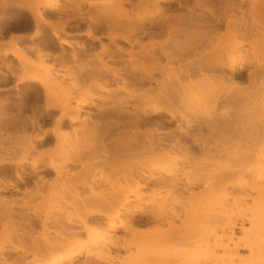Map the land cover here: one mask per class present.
<instances>
[{"label":"bare ground","instance_id":"1","mask_svg":"<svg viewBox=\"0 0 264 264\" xmlns=\"http://www.w3.org/2000/svg\"><path fill=\"white\" fill-rule=\"evenodd\" d=\"M181 1L182 0L180 1L179 0H137V1L136 0H101L97 2V4L100 5V8L95 7L94 2H89L88 4L89 12L87 11L86 15L87 17H89L88 15H90L91 13L97 14L96 20L105 22L104 25L106 26V32H108V38L112 41V43L116 40V38H119L118 40L121 39L122 41H124V43H127V45L130 46L129 47L130 50H128L126 53V56L128 58V61L127 59L125 61V64L127 63L126 75L130 76L129 75L130 71L135 72L133 75L139 74L140 75L139 82L141 84H144L148 79V77L154 75V73L157 71L156 70L157 68L161 72L165 71L166 68L157 66V64L155 63L156 59L153 57V55H151L146 45L142 44L143 50L141 51V53L136 54L133 52V44L135 43L134 41L135 38L133 40L134 43H131V39L133 37H137L140 34L143 35V37L146 36L151 37L152 35L150 36L149 34L147 35L148 32L146 33L145 23L147 20L144 17V15L141 14L142 12L140 13L139 11H137L135 13L136 15L133 16L131 14V11H127L125 7L134 6L136 9H141V8H147L149 6H155L156 7L155 11L153 12V14L149 16L152 17L154 15H159V17L161 18L162 9L160 8H163V4L169 8L172 4L179 5ZM184 3H185L184 6L188 5V3L186 4V2ZM79 4L78 7L76 5L75 8L76 12L74 13L76 15L81 14V10H80L81 8H79L80 7ZM217 4H218V8H217L218 10L216 12L217 14L215 15L213 11H211L213 16L212 18L217 20L215 21L214 24L216 23L217 24L214 25V27H212L213 24H210L212 23L211 21L208 23V26L210 24L211 27L209 26V28L207 29L206 27H204L205 24L207 26L205 16L204 14H202L201 17H199L200 18L199 22L201 23L202 29L205 28L206 29L203 30L201 33H191L187 31L189 26L195 25V21L191 19L192 17L191 18L186 17L188 16V14L185 17L183 15H180V17H178L177 15L173 17L172 16L174 14L173 13L172 15L169 14L172 17L168 18L167 16H164L163 18L166 17L169 20H171L172 18L173 21H179L181 25L183 24L182 29H180L181 28L180 26H179L180 28L178 26L177 28L176 27L173 28L174 25L171 26V24L166 26V30L169 31L167 36H172L173 33L174 35L173 39H175L178 46L182 48L181 49L183 50L182 53L188 51L190 45L196 41L206 40V42H210L211 39H214V41L216 39L215 45L212 46V55L215 54L216 56L215 57L210 55L208 56V54L211 51L209 52L207 51L208 52L207 56L210 59L209 62L205 64L206 69L207 68L208 70L214 69L216 70L217 73L219 72L221 74L223 71L225 72L227 70L230 71L231 74L234 75V77L236 78H241L244 76L245 72L247 73L246 75L248 82L246 81L247 85L243 90L244 93L241 94L243 98H245V101L242 100L243 102H245V104L244 105L242 104L243 106L240 107L241 109L240 108L236 109L237 115L238 114L241 115V113H243L246 117V130L243 131L241 135L238 136L236 135L234 139L231 137L232 147L231 146L230 147L231 148L234 147L233 150L231 152H226V150L224 151L225 154L222 155L223 157H225V160H222L220 158L221 156V154H219L220 152L218 154L215 152L216 154L214 157L207 155L208 153L206 154L204 153L205 155L203 154L202 157L192 158L187 153L188 147L187 149L186 146L184 148L181 147L180 142L183 143L185 142L183 139L182 140L174 139V141L171 144H168L159 138H158L159 140L157 139L155 140L154 138H152L153 135L155 136L157 135V137L158 135L161 136L160 133L162 129L160 125L159 126L157 125V122L156 123L154 122L153 124H152L153 121H151V123L148 122L149 121L148 118L157 119L163 112L169 114L172 118L177 115L183 118L185 115H183V113H181L179 109H176V107L170 105L169 103L170 101L168 102L169 104L167 103L168 100L167 98L169 97L167 94H165L167 95L165 96L163 94L164 92L163 93L162 91L159 92V90L158 91L152 90L150 92V91H145V89L143 88L144 89V90L142 89L143 91L141 90L139 91V93H136V91L135 92L133 91V89L135 88L133 89L128 88L132 86L131 84L130 85L127 84L129 83V81L128 82L123 81L124 79H122L123 82H122V87L120 89H119V85L117 90L113 89L114 86L113 88L111 87L113 90H116L115 92L112 90L113 95L114 94L116 95L112 97L116 98V101H118L116 102L118 103L117 106L111 105V107L110 106L106 107L105 105L104 106L102 105L103 108L102 107H101L102 109L100 108V115L105 118L111 119L110 129L111 127L113 129L116 126L118 127L117 129H120L119 127H121L124 132V135L125 134L128 135L126 140L124 139L126 137H124L123 134L121 135L123 142L119 138L121 140V143H125V145L122 144V149L124 146H126L127 148L124 147L125 150L138 149V152L134 153L136 154V156L135 158H133V160L128 158L131 160V162L128 160V162H130V164L128 163L129 167L131 166L130 168L122 167L118 169L115 166L114 167L112 166L113 167L112 170L108 169L105 173L103 170L100 169L101 170L100 172L102 171L103 172L101 173L102 174L101 180L100 182L97 183V185L103 182L114 184L113 179L111 177L109 178L108 174L109 173L112 174L116 172L122 176L128 174L129 175L128 177H130L131 175L133 182L135 183V188L130 189L124 186L116 190L115 193L112 195V197L110 196L114 200V203L115 201L117 202V208L114 209L112 213L100 210L98 208L101 204L100 200L98 199L101 193L92 191L93 194L88 195L87 196L88 198L86 197L87 199H85V202L83 203V207H84L83 210H85L84 217H79L77 215L74 216L69 215L68 216L69 219L66 217L67 218L66 221H65L66 218L63 219L64 221H60L59 220L60 218H58L59 221H56L55 224L53 225V228H55L54 231L56 233L55 234L56 237L66 240L67 237L71 238L70 236L75 237V235L80 234L79 231L72 232L74 231L72 229L70 230V232L66 231L65 235L61 234V232H56L59 229L65 230L64 229L65 227L67 229L70 228L67 226V224L82 225L87 236L91 237L94 235L96 231L95 230L96 227L100 225L101 219L99 217H103L105 219V221L109 225L110 230L111 229L112 231L115 230V225L113 221L114 219H118L119 215L121 214V210L125 209L124 206L129 205L133 201V199H131L130 196H133L135 201H137V199L142 195L140 191L144 188H147V186L150 185L153 196L157 194L158 190L162 189L164 191H167L166 197H168L171 201L167 208L164 205L161 206L156 205L155 208H153V210L146 212L145 214L146 216H144L143 214L145 213L143 212V208L137 207L133 210L125 209L128 216L131 218L129 221H131L132 217L135 216L136 214H140V218L137 220V224L138 225L151 224L153 225V229L152 231L147 230L149 231L147 233H143V232L141 233L140 231H137L136 228L132 229V232L135 233L133 237L136 236L135 240H133V244H134L133 246L136 248V255L135 257H128L126 259H123L120 264H174L183 261L185 262L186 257L183 258V256L188 254L186 253V251L183 252L182 250H178L179 248L174 249V246L171 248L167 247L168 249L167 248L163 249L162 248L163 246L162 244H160V242L161 243L165 242L173 245V243L174 244L181 243L183 241H186L187 238H191V237L192 238L194 237L193 239L196 241V243H200L202 246V248H200L201 250L199 249V252L196 251L197 253L195 257H194L195 253L194 254L192 253L191 256H193L195 259L190 258L188 260L190 261L191 264L194 263L195 264L197 263L198 264H264V156H262L264 152V82H263L264 81V0H217ZM41 7L45 9L47 12H42L33 9L26 11L29 20V21L27 20L28 22L26 23L30 24V26L33 25L34 27L33 34L29 36V40H32L34 37L42 36V34L46 35L45 38L48 37V39H50L49 31H52L53 35L55 36H57L59 32H64L62 27H60L58 24H54L53 22L51 23V21L47 20L46 18V15H49L47 17H51L52 12H54L53 10L56 9L54 3L48 1L42 4ZM90 9L93 12H90L91 11ZM211 12L209 15H211ZM191 16H194V14L192 15L191 13ZM175 17L177 19H174ZM163 18L161 19L162 21ZM166 18L164 19L165 20L164 23L167 21ZM88 19L90 22L92 21L94 22L93 19L95 18H92V16L90 15ZM157 21L158 20H156V22ZM92 24L93 23H91V25ZM86 34L87 36H90V38H92L90 30H87ZM160 35L161 34H159V36ZM21 37L15 34V35H11L7 42L0 41V46L2 49L0 52V56H3L4 58L11 56L12 59L17 62L16 67L20 69L19 75L15 73L13 68L12 71L10 70L11 69L10 65H6L5 67L8 69V71L9 70L11 71V76L16 78L17 85L25 84L27 88L31 89L30 91L33 99L32 103L34 104L31 110L35 109V106L38 102V98L44 97L43 99L45 106L44 118L46 120H51V121L52 118H55V120L52 128L46 127L42 129V127L45 126L43 124L44 122L42 124H37L33 121V119H31L30 126L33 132L30 134L28 131L29 129L28 124L24 120H21L23 118L21 119L19 118L21 115H23L24 104L17 103L15 105V112L12 114L10 112L11 108L8 107V105H6L7 109L3 108L4 107L3 104L7 103V100H5L6 102H3V104L0 105L1 108H3V110L5 111L0 113V177L5 173L7 172L10 173L12 172V170H14L16 179L23 181V178L26 177L27 182H29L30 180H31L30 182L33 181L32 184L34 185V188L37 191L36 193L40 194L39 191L42 190L43 186H39V184H41V182L44 183L43 180L44 175H50L53 173L55 177L54 181L52 182V185H50L48 194L44 196L46 197L44 199V202H42L43 204L44 203L46 205L48 204V206L52 208L55 203L54 199L59 195L58 188L62 183L68 182L67 185H69V187L71 188L86 187L89 190L91 189V187L94 188L96 185V181H95L96 170H90L91 167L87 169L86 167L88 165L87 166L84 165L86 167H84L82 170L78 172H73L69 179H65L66 180L65 182H63L62 180V176H65L66 174L65 172L67 170L66 171L62 170L60 167L64 163L73 160L71 157H73L74 160L79 159L77 158L78 152L76 150L77 138L72 142L73 145L70 143L71 147H69V150H71L70 152L73 151L74 153L73 156L70 155L69 153H66L65 157L62 156L65 150L61 148L62 146H64L65 138L68 136L67 134H63V129L64 130L67 129L66 128L67 125L65 126L66 124L65 120L68 119L71 122H76L80 117L81 111H83L84 108H91L93 105L97 104V102L96 103L93 102L92 97L98 98V95L97 96L95 94L93 95L90 89H87L88 87H86V89L80 90L75 93H78L79 97H82L80 96L81 94L82 95L86 94V98L88 99L82 98V100L84 99L83 102L80 103L76 102V105L71 107V103H72L71 98L72 97L74 98L75 94L73 95V93L70 92V86L62 87V82H61L62 78L58 79L54 74L51 73V70L54 69V64L53 61L52 63H49L50 61L48 62L50 57L49 51L45 52L42 50V48L35 47V45L30 47L28 46L20 47L17 45L16 42L17 41L18 43L21 42L19 40V38L21 39ZM136 40L138 41L137 38ZM224 40L226 42H223ZM244 46H247L248 49H244ZM152 47L153 46L151 45L149 48L152 49ZM122 50L123 49L120 48L121 52ZM179 50L180 49L178 48V51ZM221 51L224 52L225 56L221 55ZM120 56L122 57L123 55L120 54ZM120 59L121 61L125 60L123 58ZM136 59L140 61V64L134 63ZM180 59L182 58L176 60H180ZM202 59L200 56V58H192L187 60L185 59L186 61V62L184 61L185 63L181 62L183 60H181L180 63L178 61L179 65H177L178 66L177 69L179 70L185 69V71L180 70L179 72L181 71L186 72L192 69H194L195 71V68L196 69L198 68L197 70L202 71L200 67H202V69L205 67ZM95 60H97L102 64L101 70H105V71L111 70L112 72H114V75L117 76L119 75L118 71L120 69L117 68L118 70L116 71L117 72L116 73L114 71L116 69L109 68L106 62H103L102 53L100 54L96 53ZM174 61L173 58L170 59L169 62L170 65L166 70H170V69L172 70ZM41 63L45 65L41 67L40 65ZM62 65L60 66V69ZM126 65L124 67H126ZM201 65H203L204 67ZM251 67L253 68L251 69ZM84 69L87 72L88 71L92 72L94 69L93 61L89 60L88 64L84 67ZM124 71L125 69L123 70V72ZM98 72L99 70L96 73ZM119 77L120 76H118V78ZM160 80L157 81L154 80L157 83V85H159V88L163 84L162 82L163 80L162 79ZM188 84L189 83H187V85ZM191 85H193V83ZM56 86L64 90L66 95L59 97L58 102H52V100L56 97V93L55 91L52 90V88ZM103 89L107 90L106 88ZM181 93L182 95H180L179 97L181 103L184 105L183 107L184 112L195 114L196 111L201 110L203 115L208 116L210 110L207 106L208 104L206 105L205 103L207 98L204 97L205 95L202 94L200 90L198 89L193 90L192 88H189L187 89V92L185 91ZM118 94L120 95L118 96L119 99L117 97ZM241 95H239V97ZM129 107H131L132 110H129ZM55 111L56 113H54ZM84 111L87 114L91 113L90 110H84ZM235 126L233 127L238 128L237 125ZM60 130H62V132ZM76 131L77 130L75 129L74 137H76ZM107 132L109 131L107 130ZM120 134L121 133L119 132V135ZM51 137L54 138L56 143V144L54 143L55 149L52 152V155L56 154L59 161L51 162L50 160V162L48 161L45 163L42 158L44 157V155L42 156V153L40 156H35V157H33L30 154V152L38 151V148L40 147L49 146L52 139ZM5 142H8V144L10 145H12L11 143H13L12 145L13 148L11 149L9 145H5ZM240 148H245V149L239 152L241 150ZM19 150L21 152H19ZM61 150H63V152ZM178 150L181 151L183 150L184 154L180 155L181 153H177L179 152ZM123 154L127 156L132 155V153L130 154L127 151L124 152ZM137 155H140L141 157H137ZM188 162H192L194 165L193 167H196L197 171L196 169H195L196 172L193 169L192 171L194 172L186 170L182 173V178L181 176L180 178H178L177 174L175 173L176 171L175 168L178 167V165H182V166L183 164L186 165V163ZM207 166H209V168ZM28 170L30 171L29 175L27 174ZM40 172L44 173V175L43 174L40 175ZM4 177L6 178V176ZM198 184H202L203 185L202 187H204V189L206 190H209L211 193V198L213 199H210L209 202H207L208 207L210 201L212 200L215 201L217 199V201L219 200L218 202L223 204V202L226 201L225 199L233 194H242L244 195L245 199L252 198L253 199L252 202H254L253 203L254 205H252L251 207L252 210H250L249 208L248 212L250 213V216H248L247 218L246 214L244 213L243 215L247 219H241L240 221L241 223L237 224V220H238L237 218L239 217L236 215L237 218L235 219L231 218V216L233 215L235 216L236 210L234 213L230 210L231 212L229 211L230 213L227 214L228 216H224V215L222 216L223 213L222 211L217 212L214 209L212 210V208L210 207L209 208L206 207V210L207 208L209 210L206 211L204 209L205 207H203V208H199L197 211L201 215V220H202L201 223H198L199 227L195 228L193 224V227L195 229L192 226L191 227L195 231L190 234L179 232L181 227L177 228L175 226V220L176 217H178V211L176 210V206H180V207L183 206L184 210L182 208L181 210L185 211V213H187L186 215H188L191 208H189V212H188V210L183 204L185 203V201L187 203L189 202L190 204L191 202L195 201L196 198L197 200L200 198L199 196L196 195L197 193H194L192 191V188ZM7 187L8 186L3 185L0 188V191H10L8 189L9 187L8 188ZM15 188H16L15 190L13 189L14 191L18 190L16 186ZM28 191L30 190H25L23 192L24 195L30 194L28 193ZM51 192H54V196H51ZM36 193L33 194L36 196L37 195ZM214 194L216 199L212 197ZM31 196H33L32 193L30 194L29 197ZM110 197H106L109 198V200H105V197L104 199H102L104 200V204L105 203L107 204V202L108 203L112 202L110 201L111 199ZM201 201L203 202V200ZM16 203L14 199L7 202L1 198L0 207L2 206L1 209L2 208L4 209V210L2 209L3 213L1 216L3 217L1 220L5 224L9 222H13V223L16 222L15 224L18 223V225H21L22 228L29 227L30 229L34 228L36 225L39 224L38 222L41 221L40 227H42L41 232L44 235L43 238L44 241L39 243L36 237H33L31 234L29 235L27 233H20L19 231L16 232L14 238L12 236L7 237V242L10 243L9 245H11L10 246L11 248L9 247L7 248L5 244L3 245L2 241L0 240V264H26L24 258H25V254L27 253H29L32 256V260H33L32 262L35 264H40L39 262L40 261L42 262V260L44 259L47 260L49 259V261H46V263L44 264H63L65 263V261H68L73 256L79 254L78 250H76L75 248L69 249L68 245L65 246L59 242L58 243L55 242L54 244H50L49 242H47L45 236L49 232L48 228H46V223H49L48 218L45 217L43 218V220L41 219L38 221L39 215L35 213L38 208L36 209L35 207V212L30 213L29 210L28 212L25 211V209L27 210L30 208L29 204L26 201L23 202L22 205L19 204L15 205ZM220 203L218 204L222 207V204ZM15 208L16 211L14 210ZM19 208L23 209L25 212L21 210H17ZM51 208H49L48 210L46 209L47 216L52 214ZM195 210L196 209H194V211ZM211 212L213 213L211 214ZM198 213L196 217L199 219ZM93 216H96V218L93 219V223L91 222L92 224H90V222H88V219L89 218L92 219ZM74 219L76 220L73 221ZM163 223H168L169 225L166 231H164L162 228ZM244 223L247 226H245ZM119 226L126 229L124 222L120 221ZM235 228L239 229V235L235 234L234 232ZM137 234L145 235L148 238L137 237ZM11 238H13L14 240H12ZM91 244H95V241L92 240ZM131 244L132 243L129 242L127 244L118 245V243L116 242V243H112L111 245H113L115 248L119 247L121 249H128L131 246ZM159 244L162 247H160ZM198 248H196V250H198ZM103 249H105L104 252L102 251ZM193 251H189V256L191 254L190 252ZM240 251H243L244 253H240ZM17 252H20V254L19 253L17 254ZM198 253L202 254L201 257L199 256L200 258L199 257L196 258ZM91 256L95 258L98 264L100 263L114 264L113 258L110 255L108 247L105 246L102 247L100 252H97Z\"/></svg>","mask_w":264,"mask_h":264},{"label":"rangeland","instance_id":"2","mask_svg":"<svg viewBox=\"0 0 264 264\" xmlns=\"http://www.w3.org/2000/svg\"><path fill=\"white\" fill-rule=\"evenodd\" d=\"M48 1L53 2L54 5H55V8L58 10V12H60V16L61 17L58 18L57 21H59V22H67L68 20L71 19V17H72V20H74L73 16H71V17L69 16V13H70L69 11H71L69 8L75 9L76 5L78 7V4L82 3V4H79V6H81L82 11L83 12H86V11L89 12V5H88L89 2H94L95 3L94 6L97 7V8H100V5L97 4V2H99L101 0H74V1L73 0H4V1L0 0V41L1 42H7L11 35H15L16 34L17 36H20V37L22 36L21 39L19 38V40L22 43L21 42L18 43V41L16 42L18 46H20V47L21 46L30 47V46H34L35 45V47L42 48V50L45 51V52H48V51L50 52L51 51V40L48 39V37L45 38L46 35L42 34V36L34 37L32 40H29V36L31 34H33L34 27H33V25L30 26V24L26 23V22L29 21L26 11L30 10V9H33V10H38V11H42V12H47L45 9H43L41 7V5L44 4L45 2H48ZM2 4H4V5H2ZM125 9L127 11H131V14L133 16L136 15L135 13L137 11H139L140 13L142 12L141 14H143L144 17L146 18V20H147L146 22H148V21L151 22L153 20L160 19L159 15H154L152 17L149 16V15L153 14V12L155 11V9H156L155 6H152V7L149 6L147 8H141V9H136L134 6H132V7H125ZM90 12H93V11L91 10ZM84 15L85 14L83 13L84 19L88 20L87 15L86 16H84ZM90 15L92 16V18H96L97 17V14L91 13ZM90 15H88V16L90 17ZM47 16H49V15H46V18H47V20L51 21V23L55 20L52 17H47ZM25 25H27V26H25ZM145 25H146V23H145ZM42 28H45V27H42ZM46 34H48V33H46ZM123 34H124V32H123ZM49 35H50V31H49ZM223 42H226V41L224 40ZM142 44L146 45V47H147V49L149 50L150 53L152 52V49L150 50V48H149L150 45L148 43H139L136 50H134L135 47H133V51L136 54L141 53V51L143 50ZM154 46H155V42H154ZM244 48H246V46H244ZM1 50L2 49H1V46H0V52H1ZM211 53H212V49H211ZM91 58L94 59V56L91 57ZM58 59H57V61H58ZM59 60L60 61L56 65L54 60L51 58V55H50L48 62L50 61L49 63H52V61H53L54 67L55 66H59L60 67L63 64L61 69H60V71H55L54 69H52L51 70L52 74L57 73V72H61V71H71V70H73V68H75V67L71 66L72 62H69L64 56H60ZM85 63L78 65L79 68L81 69V66H83ZM134 63L140 64V61L138 59H136ZM155 63L157 64V66L164 67V68L168 69L169 62H165L164 64H161V63H158V62L155 61ZM106 64L108 65V62H106ZM6 65H10L11 66V69H10L11 71H12V68H13L16 74H18V75L20 74V69L18 67H16L17 66V62L15 60H13L11 56H8L7 58H4L3 56H0V89H3L6 85L11 84V82H9V81L6 84L3 83L4 82L3 80L6 79L5 78L6 76H4V75L8 76L10 74L9 76H11V71L10 70L8 71V69L5 67ZM40 65H41V67H43L45 64L41 63ZM99 66L101 68L102 64L99 63ZM174 66H176V67H174ZM252 68L253 67H251V69ZM166 69L163 72H161L158 68L156 69L157 71L155 72L154 76H155V78L157 80H160V79L163 78L162 79L163 80V86L159 88V86L157 85L156 82H152V85H151L152 86L151 87L152 90H154V91L159 90V91L163 92L169 86L177 87L180 84L173 77L174 74L177 75V73H178L177 65L174 64L172 66V70L171 69L170 70H166ZM57 78L58 79L62 78L61 79L62 80L61 81L62 82V87L70 86V92L73 93V95L75 94V96H77L78 99H79L78 93H75L74 90H72V89H76V88H74L69 82H67L66 77L63 76V77L60 78V77L57 76ZM8 79H11L12 81H14V85L15 86L13 85V82H12V86L8 89V92H5V91L3 92L2 90H0V105L3 104V102H6L5 100H7V98L4 97V94H7V93L8 94H21V92H24V93H27V94H31V91H30L31 89L27 88L25 84H21V85L20 84H18V85L16 84V78L15 77L11 76ZM179 81H182V78L179 77ZM224 84L229 85L228 83H224ZM102 86H104V85H102V84H100L99 86L95 85L90 90L93 95L94 94L96 96L98 95V98L92 97L93 98V102L95 101V102L98 103V105H93V106H95V107L97 106L98 108L97 107L96 108L99 109V110H100L101 107L103 108L104 105L106 107H109V106L111 107V105L112 106H115V105L117 106L118 103H116V102H118V101H116V98H113L114 96H116L115 94L113 95V92H112L113 89H110L109 86H106L107 90H105V89H103L104 87H102ZM86 87H88L87 89H90L91 86H86ZM209 87L212 88V86H209ZM14 88H17L18 90H15ZM144 88H146V87H144ZM213 88H214V90H213V92L211 91L212 93L210 94V97H207V103L209 105V110H210L208 116H212V114H214V108L211 105L212 98L214 96L218 97L220 95V93H222L223 89L227 90V94H230L232 92V89H228L229 87H227V86H222L221 83H219L217 81L214 82ZM52 90L55 91V93H56V97L52 100V102H58L59 101V97H62L64 95H66L64 90L58 88L57 86L53 87ZM78 91H80V90H78ZM78 91H76V92H78ZM172 95H174L175 97L172 96ZM75 96H74V98L73 97L71 98V101H72L71 107L76 105V104H73V101H76V102L80 103L79 101H77V99H76L77 97H75ZM80 96H82V97H80V99L81 98H86V94H84V95L81 94ZM118 96H120V95L118 94L117 97ZM168 96L171 97L170 98V102L180 109V104H178V100H177V94H170L169 93ZM110 97H112V98H110ZM10 99L12 101H21V100H19V96L11 97V95H10ZM43 99H44V97L41 98V107L39 108V110H31V112H30V110L24 109L23 114H27V115L30 114V116L32 115V117H34L36 115H39L42 118H44L45 106H44ZM86 99H88V98H86ZM118 99H119V97H118ZM83 100H82V102H83ZM242 100L245 101V98L244 99L238 98L235 103L231 102L227 107L220 108V109H218L216 111L217 115H220L219 112L221 113L223 111L225 113V115H222V117H227V121H226V124H223V125L219 126L220 129L218 130V134L216 136V147H215V149L212 152H209L207 155H210V156L214 157L216 153L218 154L220 152L219 153V154H221L220 158L222 160H225V157H223V155H222V154H225L224 151L226 150V152H231L233 150V148H234V147L233 148L230 147L231 146V137H233V139H234V137L236 135L238 136V133L240 134V132H243V131L246 130V117H245V115L243 113H241V115L240 114H238V115L236 114V111H237L236 109H239L240 107H242L245 104V102H243ZM21 103L24 104L23 102H21ZM28 103L30 104V102H28ZM3 105H4V107H3L4 109H7L6 105H8V107H9L8 103H5ZM38 105H40V102H39ZM3 108H1V106H0V110H1L0 113L4 111ZM36 109H38V108H36ZM90 109L94 110L93 108H84L83 111L84 110H90ZM129 110H132V108L129 107ZM198 110H200V109H198ZM10 112H11V114L14 113L15 112V108H11ZM81 113H82V111H81ZM195 115L205 116V115H203L201 110L200 111H196L194 116ZM81 116H83V115L81 114L80 117ZM22 117H24V115H21L19 118H22ZM231 119L238 120V125H237L238 128L232 127L233 131H232V128H231V122H230ZM50 126H51V124H48V125L42 127V129H44L46 127L49 128ZM50 128H52V127H50ZM60 131L62 132V130H60ZM81 132H83V135L80 134V132H78L77 136L74 137V134H71L70 130H67V129L64 130L63 129V134H67L68 136L65 138L64 146H62V148H61V149L65 150L64 152H63V150H61L63 152V155L61 154L62 156L65 157L66 153H69L70 155L73 156L74 153H73V151L70 152L71 150H69V147H71L70 143L73 145L72 142L76 138H77V141H76L77 149L76 150L78 152V157L77 158H80V156L87 155V152L90 151L92 140H91L90 136L88 135V130H82ZM108 141L110 142V140H107L106 144H108ZM217 141H220V142H217ZM217 143H220V144H217ZM222 143H224V144H222ZM11 144L13 145V143H11ZM5 145H9V147L11 149L13 148V146L8 144V142H5ZM46 147H40V148H38V151L30 152V154L33 157H35V156H40L41 153H42V156L44 155V157H42V158H43V161L45 163L48 162V161L50 162V160H51V162L52 161L53 162L54 161H59V159L56 156V154L52 155V152L55 149V147H53V144H50L49 146H46ZM240 149L241 150L239 152L243 151V149H245V148H240ZM19 152H21V151L19 150ZM127 152L130 153V154L132 153V155H128L127 156V155L123 154L124 152H122V153H116L114 155H107L106 154L103 157H99V162H98L99 171H97L95 173L96 185H97L98 182H100L101 175H102L101 173L103 171L105 173L108 169L112 170V168L114 166L116 168H118V169H120L122 167H124V168H126V167L128 168L129 167V164L131 162L130 159L133 160V158H135L136 154H134L133 151H127ZM211 153L214 154V155H212ZM48 154H49V156H48ZM125 154H127V153H125ZM201 155H203V154L192 155L191 157H199ZM262 156H264V152H263ZM123 157H125L126 159L123 158ZM137 157H141V156L137 155ZM71 158L74 160L73 157H71ZM128 158H130V159H128ZM123 160H124V162H123ZM128 160L130 162H128ZM84 161L88 162L89 164L85 163ZM83 162L84 163L82 164V169L85 167L84 165H86V166L88 165L87 167H89L91 165V163L89 161H87L86 158H84ZM116 163H119L120 165L116 164ZM186 165L185 164H183V166L182 165H178V167L175 168V170H176L175 173L177 174L178 178H180V176L182 178V173L184 171H186V170H189L191 172L195 171L196 167H193L194 165H193L192 162H188V163H186ZM66 166H67V162L64 163L63 165H61V167H60L62 170H65V171L67 170L65 172L66 173L65 176H62L63 182L66 181L65 179H69L73 172H75L76 170L81 168V163H80L78 168L72 167V168L67 169L68 166L67 167ZM207 167L209 168V166H207ZM100 169L103 170V171L100 172L101 171ZM192 169L194 171H192ZM196 171H197V169H196ZM42 174L44 175V173L40 172V175H42ZM117 174L118 173H116V172L112 173V174H110V173L108 174L109 178L111 177L113 179V181H114L113 183L114 184L103 182L101 184H98L97 185L98 187L96 185H95V187L93 186L94 188L91 187V189H92V190L90 189L91 191L88 188H86V187L71 188V187H69V185H67L68 182L62 183L59 186V188H58L59 189V195H58V197H56L54 199L55 203H54L52 208L49 207L48 204L46 205L45 203L43 204L42 202H44V199L46 198L44 196H46L48 194V190L50 188V185H52V182L54 181L55 177L53 176V174L44 175V179H43L44 183L41 182V184H39V186H43L42 190L39 191L40 194L36 193L37 191L35 190L34 185H32V184L31 185L30 184L26 185L25 188L23 186L18 185L19 190H16V191H14V190H12V191H0V200L2 198L4 201L9 202L10 200L14 199L15 203L17 202L15 205H17V204L22 205L23 202L26 201L29 204L30 208L27 209V210L25 209V211L28 212V210H29L30 213L31 212H35V207H36V209L38 208L37 209L38 212L37 211L35 212L37 215H39L38 216V221L41 220V219L43 220V218H45V217L48 218L49 223H46V228H48L49 232L45 236V239L47 240V242H49L50 244H54L55 242H57V243L59 242V243L65 245V246L68 245L69 249L70 248H75L76 250L79 251L78 255L73 256L68 261H65V263H63V264H98L97 261L95 260V258L92 257L91 255H93V254H95L97 252H100L101 248L104 247V246L108 247L110 255L113 258L114 264H120L123 259H126L128 257H135V255H136V248L133 246L134 245L133 244V240H135L136 236L133 237L135 233L132 232V229L136 228L137 231H140L141 233L142 232L143 233H147L149 231H152V229H153V225H151V224H142V225H138L137 224V220L140 218V214H136L135 216L132 217V220L129 221L131 218L128 216L126 210L127 209L128 210L129 209L133 210V209H135L137 207H140V208H143V212H145L143 214H144V216H146L145 215L146 212H149V211L153 210V208H155L156 205H159V206L164 205L167 208L169 203H170V201H171L168 197H166L167 196L166 195L167 191H164V190L160 189V190H158L157 194H155L156 196L154 195L155 196L154 197L153 194H152V189L150 188L151 186L148 185L147 188H144V189H142L140 191L142 193V195L137 199V201H135L133 196H130V198L133 199V201L129 205H125L124 206V208L126 210L125 209L121 210V214L119 215L118 219H114L113 222H114V225H115V230H113V231H112V229L111 230L109 229V225L105 221V223L102 222L99 226L96 227V229H95L96 231H95L94 235L91 236V237L87 236L86 232L82 231L80 234H78L79 236L78 235H75V237L74 236H70L71 238L67 237L66 240H65V239L56 237V235H55L56 233L54 231L55 228H53V225L55 224L56 221H59V220L60 221H64L63 219H65L66 217L68 218L69 215H71V216L77 215L79 217H84L85 210H83V208H84L83 207V203L85 202V199L88 198L87 197L88 195H90V194L92 195L93 194L92 191L93 192H100L101 195H102V196L99 195V198H98L100 200V202H101V204H100V206L98 208L100 210L112 213V211H114V209L117 208V202L115 201V203H114V200L111 198L112 195L115 193V191L118 190L121 187H124V186H126V187H128L130 189H134L135 188V183L133 182V179H132L131 175H130V177H128L129 176L128 174L125 175V176H122L120 174L117 175ZM112 175H113V177H112ZM10 176L11 177L14 176V171L13 170H12ZM0 179H2V177H0ZM99 185H101V186H99ZM202 186H203L202 184H198V185H196V186H194L192 188V191L194 193H197L196 195L200 197L198 200L196 198L195 201L191 202L190 204H189V202L187 203L186 201L183 204L186 207V209L188 210V212H189V208H191L190 212H189L191 217L189 216V214L186 215L187 213H185V211H183L184 210L183 206L182 207L176 206V210L178 211V217H176L175 226L177 228L181 227L180 231H179L181 233L183 232V233L190 234V233L195 231L194 230L195 228L199 227L198 223H201L202 220H201V215L197 211H198L199 208H203V207H205L204 209L206 210V207H208L207 202H209L210 199H213V198H211L210 191L204 189V187H202ZM0 187H2L1 186V182H0ZM25 190H30V191H28V193H30V194L32 193L33 196L29 197L30 194L24 195L23 192ZM229 190H231V189H229ZM9 192H11V193H9ZM88 192H90V193H88ZM33 193H36L37 195L35 196ZM51 196H54V192H51ZM104 197H105V200H109V198H106V197H110L112 199V200L110 199V201H112V202H110L111 204L108 203V202H107V204L106 203L104 204V200H102V199H104ZM212 197L215 198V194ZM199 200L200 201L203 200V202L205 204L202 201L200 202ZM225 200L226 201H224L223 204L218 202L219 200L217 201V199L215 201L212 200V201H210L209 207L212 208V210L213 209L216 210L217 212L222 211L224 213V214L222 213V216L223 215L224 216H228L227 214H229L231 211L234 213L235 210H236L235 216L233 215V216H231V218L235 219L238 216L239 217V218H237L238 220L236 219L237 220V224L241 223L240 222L241 219H247L248 216H250V213L248 212L249 208H250V210H252L251 207H252V205H254L253 204L254 202H252V200H253L252 198L245 199L244 195H242V194H233V195L227 197ZM202 203H203V205H206V206H203ZM218 203L222 204V207ZM210 205H212L213 207L210 206ZM1 207H0V210H1L0 211V216L2 215V213H3L2 211L4 210L3 208H2L3 209L2 210ZM48 207L52 209V211H51L52 214L50 212L51 215L47 216L46 215V209L48 210L49 209ZM181 208L183 210H181ZM208 208H207V210H208ZM194 209H196V210L194 211ZM246 209H248V210H246ZM14 210L16 211V208ZM17 210L24 211L23 209H20V208L17 209ZM213 212H211V214ZM197 213H198L199 219L196 217ZM244 213L246 214L247 218H245V216L243 215ZM215 214H216V212H215ZM230 215H232V214H230ZM2 217L3 216H1V218H0V240L2 241V244L3 245L5 244V246L7 248L8 247L11 248L10 247L11 245H9L10 243L7 242V237L12 236L14 238L16 232H18V231L20 233H27L29 235L31 234L33 237H36V239H37V241L39 243L44 241V239H43L44 235L41 232V230H42L41 228L42 227H40V224H41L40 222L41 221H39L38 222L39 224L34 227L35 229L34 228L30 229L29 227L22 228V226L18 225V223L15 224L16 222H14V223L13 222H9V223L5 224L1 220ZM58 218H60V219L58 220ZM67 218L65 219V221L67 220ZM95 218H96V216H93L92 219L89 218L88 222H90V224H92L93 223V219H95ZM99 218H102V217H99ZM75 220L76 219H74L73 221H75ZM120 221L124 222V224L126 226V229L119 226V222ZM193 224H194L195 228L193 227ZM73 225L74 224H71V225L67 224V226L70 227V228L67 229L65 227L64 228L65 230H60L59 229L56 232H61V234L65 235L66 231L70 232L71 229L73 230V227H72ZM244 225L247 226L245 223H244ZM168 227H169L168 223H163L162 224V228H163L164 231H166ZM75 228L78 229L79 227L76 226ZM147 230H149V231H147ZM72 232H75V231H72ZM234 232H235L236 235H239V229L238 228H235ZM137 237L145 238L147 236L137 234ZM13 238H11V239L14 240ZM191 238H187L186 241H183L181 243H176V244L173 243V245L165 243V242H162V243L160 242V244H162L163 247L160 246V244H159V246L162 247L163 249H165L167 247L171 248V247L174 246V249H178L179 248L178 250H182L183 252L186 251V253H188V254L183 256V258L186 257L185 262L183 261L184 259L182 258L183 262L174 263V264H184V263L185 264H191L190 261H188V260L190 258L191 259L192 258L195 259L194 257L196 255V253L199 252L200 248H202L201 244L200 243H196V241L193 239L194 237L192 239ZM92 240L95 241L96 246H95V244H91ZM111 242L112 243H116L117 242L118 245L127 244L129 242L132 243V244H131V246L128 249H121L119 247L115 248L113 245H111L112 244ZM196 248H198V250H196ZM193 250H195V251H193ZM102 251L104 252L105 249H103ZM189 251H193V252H190L191 253L190 256H189ZM18 253L20 254V252H17V254ZM192 253L193 254L195 253L194 257L191 256ZM240 253H244V252L240 251ZM201 255H202L201 253H198L196 258H198L199 256L201 257ZM24 259H25V263L26 264H35V263L32 262L33 261L32 260V256L29 253L25 254V258ZM43 261H45V262H43ZM46 261H49V259L48 260L44 259V260H42L43 263L41 261L39 263L40 264L41 263L44 264V263H46ZM88 261H90V262H88ZM187 261H188V263H187ZM100 264H102V263H100Z\"/></svg>","mask_w":264,"mask_h":264},{"label":"flooded vegetation","instance_id":"3","mask_svg":"<svg viewBox=\"0 0 264 264\" xmlns=\"http://www.w3.org/2000/svg\"><path fill=\"white\" fill-rule=\"evenodd\" d=\"M184 2H186V4L188 3V5L184 6L185 5ZM160 5H162V4H160ZM208 5H209V7H208ZM80 8H81V6H80ZM159 8H160V6H159ZM167 8L168 7L165 6L164 4H163V8H160V9H162V17L160 18L161 22L159 21V19H157L158 20L157 22H159L160 24L157 23L156 20H153L151 22H149V21L146 22V25H145L146 33L148 32L147 35L149 34L150 36L152 35L153 37L152 36L151 37L146 36L147 37L146 38L140 34L137 37H133L131 39V43H134V41H135L136 44L142 42V43H148L150 46L152 45L154 48L152 47L151 55H153V57L156 59V62L161 63V64H164L165 62H170V59L173 58V61L175 59L174 64L179 65L181 60H183L181 62H184L185 59L187 60V59H192V58H200V56H201V59L203 58L202 61L204 62V66H205V64L207 62H209V59H210L208 57L209 55L213 56V57L216 56L215 54L212 55L211 52L208 54V52L211 51L212 46L215 45L216 39H215V41H214V39H211V41L213 40L212 42L211 41L206 42V40L205 41H196L190 45V48L188 49V51H185L184 53H182L183 52V50H181L182 48H180L178 46V44L176 43V40L173 39L174 38L173 33H172V36H167L169 31L166 30V26L171 24V26L174 25L173 28H175V27L177 28V26L178 27L180 26L181 28L180 27L179 28L182 29L183 24L181 25L179 21H173L172 18H171V20H169L168 18L172 17V16L174 17L176 15L178 17H180V15H183L185 17L188 14V16H186V17H188V18L192 17L191 19H193V21H195V25L189 26V28L187 30L188 32L201 33L206 28L208 29L209 26L211 27L210 24H213L212 27H214V25L217 24V23L214 24L215 21H217V20L212 18L213 16H212L211 11H213V13L215 15L217 14L216 13L218 10L217 9L218 8L217 0H204V1L203 0L202 1L201 0L200 1L199 0H186V1L182 0L179 5L172 4L168 8L169 10ZM70 10H71L70 11L71 14L69 13V16L70 15L73 16L74 20H72V17L70 16L71 19L68 20L67 22L57 21V19L61 17L60 12H58L57 9H54L53 10L54 12H52V14H51L52 15L51 17L53 19H55L53 21V23L58 24L60 27H62L64 29V32H59L58 35L55 36V35H53L52 31H50L51 51L49 52V54L51 55V58L54 60L56 65L60 61L59 60L60 56H64L69 62H72L71 66L75 67V68H73V70H71V71H61V72L54 73V75L56 77L58 76L60 78L63 76L66 77L67 81L71 85H73L74 88H76V89L71 88L72 90H74V92H76L78 90H84V89H86V86H88V85H91V87H90V90H91L92 87H94L95 85L99 86L100 84L104 85V88H106L105 86H109L110 89H112L114 86L113 89L117 90L118 85H119V89L122 87L123 81H127V82L129 81V83H127V84L128 85L131 84L132 86H130V87L127 86V87L130 89L135 88V89H133V91L134 92L136 91V93H139V91H141L144 87H146V88H144L145 91L151 92L152 91V88H151L152 82H155L154 80L157 81V79L155 78L154 75H153L154 77L153 76L148 77V79L146 80V82L144 84H141L139 82L140 81V75L139 74L133 75L135 72L130 71V73H131V74L129 73L130 76L126 75L127 74V71H126V68H127L126 64L127 63L125 64V61H126V59L128 61L126 53L128 50H130V48H129L130 46L127 45V43H124V41H122L121 39H120L121 41L118 40L119 38H116V40L112 43V41L108 38V32H106V26L104 25L105 22L96 20V18L94 19V22L93 21L90 22L89 19H88V21L85 20L83 17V13L85 14L84 16H86L87 11L83 12L82 9H80L81 14L76 15L74 13V12H76L75 9L70 8ZM72 10H74V11H72ZM210 12H211V15H209ZM191 13H192V15L194 14V16H191ZM167 14L168 15L173 14V15L168 16ZM202 14H204V16H205L207 26H208V23L212 21V23H210L208 27L206 26V24L204 25V27H206L205 29H202L201 23L199 22V20H200L199 17H201ZM164 16L168 17V18L165 17L167 19V21L165 23H164L165 18H163ZM210 17H211V20H210ZM162 18H163V21L161 20ZM174 19H177V18L175 17ZM91 23H93V24L91 25ZM101 24H103V25H101ZM87 30L91 31V37L92 38H90V36H87V34H86ZM166 31H167V33H166ZM159 34H161V35L159 36ZM156 35H157V37H156ZM134 38H135V40H134ZM136 38L138 39V41L136 40ZM166 38H167V40H166ZM139 39L141 40V42ZM143 39H145V40H143ZM154 42H155V46L153 44ZM63 43H65V44H63ZM135 43L133 44V47H135L134 50H136L137 46H138V44L136 45ZM164 43H165V45H164ZM175 46H177L180 49L179 51L181 53L178 51V48ZM169 47H171V48H169ZM120 48L123 49L122 52L120 51ZM165 49H167V50H165ZM244 49H248L247 46ZM150 50H151V48H150ZM117 51L119 52V54ZM166 52H167V54H166ZM96 53L97 54L102 53L103 62H108L109 68L116 69V70H114L115 72L118 69H120L118 71V74H119L118 76H120L119 78L117 75H114V72H112L111 70H108V71L101 70L102 68H100V66H99L100 62L95 60ZM120 54L123 56L121 57ZM207 54H208V56H207ZM165 55H166V57H165ZM221 55L225 56L224 52L221 51ZM93 56H94V59L91 58ZM180 56H182V57H180ZM120 58L125 59V60H122L124 62H122ZM168 58H170V59H168ZM179 58H182V59L176 60ZM57 59H58V61H57ZM89 60L93 61L94 69L92 72L91 71L87 72L84 69V67L88 64ZM178 61H179V63H178ZM83 63H85V64L83 66H81V69H80L78 65L83 64ZM125 65H126V67H124ZM169 65H170V63H169ZM201 66H203V65H201ZM174 67H176V66H174ZM121 68H123V69H121ZM200 68L202 71H199V70H197L198 68L197 69L195 68V71H194V69H192L193 71L192 70L186 71L187 73L182 72V71H185V69H183V70L180 69V70H182L181 72H179L180 70L178 69V73H177V75L174 74V78L177 80L178 83H180V85H178L177 87L169 86L166 89L167 91L164 90L163 91L164 93L162 92L164 95L165 94L168 95L169 93L178 95L177 100H178V104H180V109L178 107H176L175 105H173L171 102H169L170 96H168L169 98H167L168 99L167 103L169 102L170 105H172L173 107H176V109H179V111L181 113H183V115H185L183 118L180 117L179 115L172 118L169 114H167L165 112H163L157 119L148 118L149 119L148 122L151 123V121H153L152 124L154 122L155 123L157 122V125L158 126L160 125L161 129H162V131L160 133L161 136L158 135V137H157V135L156 136L153 135L152 138H154L155 140L156 139L157 140L162 139L163 141H165L168 144H171L174 141V139L175 140L176 139H180V140L183 139L185 142L184 143L180 142L181 147L184 148L186 146V149L188 147L187 153L190 156L209 153L215 149V147H216V136L218 134V130L220 129L219 126L226 124V121H227V117H222V115H225V113L223 111L221 113L219 112V114L221 116L217 115L216 111L220 108L227 107L231 102L235 103V101H237L238 98H241V97L243 98V96L241 94L244 93L243 90L245 89L247 82H248L246 72H245L243 77L236 78V77H234V75L231 74L230 71H227V70L225 72L223 71L221 74L219 72L217 73L216 70H214V69H213L214 71L208 70V68L206 69V66L203 69H202V67H200ZM124 69H125L124 72H126V73L123 72ZM54 70L60 71V67L55 66ZM98 70H99V72L96 73ZM182 74H185V75H182ZM4 76H6L5 77L6 79L3 80L4 81L3 83L6 84L9 81V82H11V84L6 85L3 89H0V90H2L3 92L4 91L8 92V89L12 86V82L14 85V81H12L11 79H8L11 76H9V75L8 76L4 75ZM116 76H117V78H116ZM179 77L182 78V81H179ZM122 79H124V80L122 81ZM240 79H241V81H240ZM104 80H105V82H104ZM92 81H94V82H92ZM191 81H193V82H191ZM215 81L222 83L221 84L222 86L224 85V86L229 87L228 89H232V92L230 94H227V90L223 89L222 93H220V95L218 97L214 96L212 98L211 105L214 108V114H212V116L206 117V116H202V115H195L194 116V114H192V113L184 112V108H183L184 105L181 103V100L179 97L180 95H182L181 92H185V91L187 92V89H189V88H192L193 90L198 89L201 91L202 94L205 95L204 97L207 98V97H210V94L214 90L213 86H214ZM95 82H96V84H95ZM106 83H107V85H106ZM187 83H189V84L193 83V85H191V84L187 85ZM223 83H228L229 85L223 84ZM161 86H163V84ZM209 86H212V88ZM14 89L18 90L17 88H14ZM116 90H113V91L115 92ZM234 90H236V91H234ZM237 94H238V97H237ZM10 95H11V97L19 96V100H21V101H12L10 99ZM167 95H165V96H167ZM239 95H241V96L239 97ZM172 96H174V95H172ZM233 96H236V97H233ZM4 97L7 98V103L9 104L10 108H15V105L17 103L20 104L21 102L24 103V109H26V110H31L32 106L34 105L32 103V100H33L32 95L24 93V92H21V94H8L7 93V94H4ZM77 100L79 102H82V98L80 99V97H79V99L77 98ZM28 102H30V104ZM39 102H40V105H38ZM37 103H38V104H36L37 107L35 106L34 110H39V108L41 107V98H38ZM94 103H96V102L94 101ZM205 103H206V105L208 104L207 100L205 101ZM73 104H76V101H73ZM95 105H98V103ZM207 106L209 108V105H207ZM96 107L92 106L91 108H93L94 110L90 109L91 113H88V114L85 111H82L81 114L83 116L79 117L76 122H71L68 119L65 120V123H66L65 126L67 125L66 128H67V130H70L71 134H74L75 129L77 130L76 136H77L78 132H80V134L83 135V132H81V131L82 130H88V135L90 136V138L92 140L90 151L87 152V155L80 156V158L78 160L75 159V160H71V161L67 162V166H68V167L66 166L67 169L72 168V167L78 168L80 163H81V168L76 170L75 172L82 170V164L84 162L86 163V161L83 162V160H84V158H86V160L91 163V165L89 166V167H91L90 170H96V172H97L99 170V168H98L99 167L98 166L99 157H103L106 154L107 155H114L116 153H122V152H126V151H131V150L134 153L138 152V149L137 150L136 149L135 150H133V149H130V150L126 149L125 150L124 147L127 148L126 146H124L122 149V144L125 145V143H121V140H122L121 135L123 134V136L126 137V138H124L125 140L127 139L128 135L127 134L124 135V132H123L121 127H119L120 129H117L118 128L117 126L114 127L116 129L115 130L113 128L114 131L111 127V129H112L111 130L110 129L111 119H108V118L101 116L100 110L97 109L98 107L97 108ZM36 108H38V109H36ZM54 113H56V111ZM23 115H24V117H22L23 119H21V118L20 119L24 120L28 124V126H29L28 131L30 134L33 132L31 129V126H30V120L31 119H33V121L37 124H42L43 122H44L43 124L45 126L48 124H51L50 127H53L54 120H55V118H52V121L46 120L45 118H42L39 115H36L33 118L30 116V114L29 115L23 114ZM29 117H31V118H29ZM230 122H231V128L235 125H238V120H236V119H231ZM107 130L109 132H107ZM232 131H233V128H232ZM119 132L121 133L120 135H119ZM241 133L238 135H241ZM51 138L52 139H51L50 144H53V147H55V144H56L55 140L53 137H51ZM232 138H231V140H232ZM107 140H110V142L108 141V144H106ZM122 142H123V140H122ZM178 151L179 152H177V153H181L180 155L184 154L183 150L182 151L178 150ZM199 157H202V155ZM199 157H197V158H199ZM194 158H196V157H194ZM89 167H86V168L89 169ZM94 168H96V169H94ZM29 172L30 171L28 170V173H27L28 175H29ZM10 174H11V172L5 173L4 175L1 176L2 179L0 180L3 183V184L1 183L2 186L3 185L8 186L9 188L8 187L7 188L10 191L13 189L15 190L16 189L15 186L19 190L18 185L23 186L25 188L26 185H28V184L31 185L33 183V181L30 182L31 180L29 182H27L26 177L23 178V181L16 179L15 178V172H14L13 177H11ZM4 176H6V178ZM53 176H54V174H53ZM4 183H6V184H4ZM100 219H101L100 224L102 222L105 223V219L103 217ZM76 226H78L79 228L75 229ZM72 227H73V230L76 232L79 231V233H81L82 231H84V228L82 225L77 224V225H73Z\"/></svg>","mask_w":264,"mask_h":264}]
</instances>
